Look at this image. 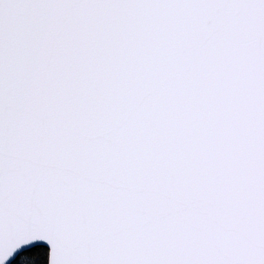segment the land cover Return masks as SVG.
Returning <instances> with one entry per match:
<instances>
[{
	"label": "snow or ice",
	"instance_id": "1",
	"mask_svg": "<svg viewBox=\"0 0 264 264\" xmlns=\"http://www.w3.org/2000/svg\"><path fill=\"white\" fill-rule=\"evenodd\" d=\"M0 264H264V0H0Z\"/></svg>",
	"mask_w": 264,
	"mask_h": 264
}]
</instances>
